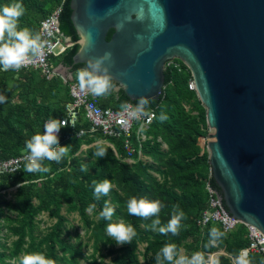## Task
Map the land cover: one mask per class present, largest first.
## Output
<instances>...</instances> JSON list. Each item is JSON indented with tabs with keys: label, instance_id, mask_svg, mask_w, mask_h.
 <instances>
[{
	"label": "trees",
	"instance_id": "1",
	"mask_svg": "<svg viewBox=\"0 0 264 264\" xmlns=\"http://www.w3.org/2000/svg\"><path fill=\"white\" fill-rule=\"evenodd\" d=\"M9 2L11 0H0V6ZM22 3L26 11L20 18L19 26L28 27L33 33H39L40 20L55 6L62 4L59 28L64 35L70 37L72 45L64 53L52 57L51 62L54 66L61 64L70 67L69 72L74 75L85 67L84 63L72 62V56L79 47V36L70 18L69 0H22ZM111 33L112 30L108 32L107 39ZM164 76V88L159 98L151 100L146 107L155 108L156 114L150 128L146 130L151 139L143 142L141 148L142 154L156 162L157 167L153 168L151 164L137 159V153L133 164L125 162L123 159L126 152L121 139L105 137L99 132H85L77 137L76 131L89 129V122L81 117L74 129L68 126L60 129L59 144H70V151L60 163L45 160L43 163L50 167L49 172L26 173L23 170L25 163L20 171L0 176V191L23 184V187H17L12 200H7L0 193V218L3 217L5 222L3 224L0 221V231L2 227H7L11 235L17 237L16 247L9 254L6 253L8 248L0 242V264H10L6 261L9 258L37 251L45 253L55 264H155L154 257L165 243H174L179 253L181 243L189 237L191 242L199 244L196 252L207 258L205 264H212L209 260L217 247H205L209 241V230L212 227L223 230L218 224L210 223L203 227L198 225L201 212L207 205L203 178L210 168L208 153H201L197 142L200 135L207 134L201 133L198 128L199 118L205 122L204 107L195 91L187 87L190 76L188 72L168 68L164 70ZM71 81H77L76 77L64 81L63 77L56 74L47 78L39 69L0 70V93L7 98L6 103H0V160L27 151L25 141L36 132L43 131L44 121L63 115L62 106L71 99ZM113 83L116 87V82ZM115 87L108 97H97L101 107L117 110L123 103L137 105L138 100H130L122 89L116 90ZM183 101H187L192 109L200 110V115L196 116L189 109L185 110ZM161 113L167 116L163 122L159 119ZM96 138L111 142L119 157L103 144L107 148V155L84 163L76 153L82 152L81 145L91 143ZM134 144L137 146L135 140ZM162 144L166 145L165 149L161 148ZM92 151H95V146L87 150L89 155ZM82 164L87 165V172L80 171ZM151 169L160 178L154 176ZM106 178L111 180L113 188L108 196L95 200L92 181ZM210 182L220 191L213 177ZM133 196L149 200L160 199L165 204L160 213L162 224L170 219L171 206L179 204L187 217L182 221L179 235H161L157 230L146 227L151 224V219L144 220L129 215L126 202ZM106 201L115 207L113 222L123 219L136 229L137 235L132 243L117 246L107 237L105 227L108 221L99 218V212ZM63 204L67 205V212H78L88 239L92 240V253L85 257L86 263L81 261L84 253L80 242H71L63 235L67 219L60 212ZM93 204L96 205L93 210L98 214L96 220L89 219L86 211ZM44 211L49 212L56 221L49 231L37 236L34 234L36 216ZM11 222L15 224L11 225ZM144 242L146 246L143 254L146 261L141 263L138 245ZM247 244V228L244 224H238L233 231L225 233L219 246L238 257L240 250ZM103 249L106 252H102ZM108 255H112L111 261L105 263L103 259ZM186 255L191 256L188 253ZM248 259L251 264H261L264 255L250 253ZM216 264L232 263L228 257L220 255Z\"/></svg>",
	"mask_w": 264,
	"mask_h": 264
},
{
	"label": "water",
	"instance_id": "2",
	"mask_svg": "<svg viewBox=\"0 0 264 264\" xmlns=\"http://www.w3.org/2000/svg\"><path fill=\"white\" fill-rule=\"evenodd\" d=\"M69 6L79 36L73 64L111 52L115 89L130 100L159 98L167 59L189 67L211 129L208 163L220 191L210 185L228 215L264 234V0H69Z\"/></svg>",
	"mask_w": 264,
	"mask_h": 264
},
{
	"label": "clouds",
	"instance_id": "3",
	"mask_svg": "<svg viewBox=\"0 0 264 264\" xmlns=\"http://www.w3.org/2000/svg\"><path fill=\"white\" fill-rule=\"evenodd\" d=\"M25 7L22 0H11V2L0 6V70L19 71L25 67L32 58L43 55L45 47L39 33H33L28 27L19 26L20 18L25 14ZM138 18H142L139 17ZM90 38L86 40V45L90 46ZM111 52H104L103 55L88 58L85 67L78 70L76 79L82 91H86L95 97H108L113 91L115 85L113 76L109 71L111 64ZM7 98L0 93V103H6ZM150 100L147 97H140L135 107L128 103L121 104V108L127 112L130 118L139 119L146 114V107ZM130 109V110H129ZM163 122L167 116L161 113L159 117ZM67 126L61 119L51 118L43 125L42 132H36L30 139L25 141L27 150L24 171L26 173H47L50 167L43 162L45 160L60 163L63 158L68 156L71 145H60L58 133L62 127ZM93 155L96 158H102L107 155V148L97 143ZM17 169H14L16 171ZM81 172H87V165H81ZM23 187V184L18 185ZM93 197L100 200L108 196L113 188L110 179L102 181L93 180ZM96 205L90 207V211L95 209ZM170 219L166 224L161 223L160 213L165 208V204L160 199L149 200L145 197H131L126 202L127 212L131 216L139 217L144 220L151 219V224L146 225L153 230H157L161 235L173 236L179 235L182 227V221L186 214L180 208L179 204H173ZM115 207L107 201L99 212V218L108 221L105 232L107 237L115 242L117 246L132 243L137 235L136 229L131 223H126L123 219L113 222ZM225 233L217 227L209 230V241L205 247H216ZM155 264H205L202 253L194 252L191 256L179 254L177 246L174 243H165L154 257ZM19 264H55V261L45 255L43 252H27L20 258ZM236 264H251L246 252L240 254L236 259ZM264 264V260H261Z\"/></svg>",
	"mask_w": 264,
	"mask_h": 264
},
{
	"label": "built area",
	"instance_id": "4",
	"mask_svg": "<svg viewBox=\"0 0 264 264\" xmlns=\"http://www.w3.org/2000/svg\"><path fill=\"white\" fill-rule=\"evenodd\" d=\"M62 12V4L55 6L50 13H48L39 23V34L45 44L43 55L32 58V60L22 69H39L40 73L47 78L58 74L55 66L51 62V58L64 53L67 48L72 45L70 37L64 35L59 28L60 14ZM173 69L179 72H188L190 74L187 82L189 90L195 91V83L189 67L180 59L174 57L167 59L164 64V70ZM164 88V86H163ZM163 90V89H162ZM69 95L71 99L65 103L63 108V115L56 119L63 120L70 128H75L79 123L81 117L89 122V129H79L75 135L82 136L85 132L90 134L101 133L105 137H113L122 140V146L126 152L124 160L134 161V155L137 153V159L143 162L147 161L148 156L141 152L142 143L151 139L146 133L153 122L156 111L155 108L146 109V114L139 117V119L130 118L122 108L114 110L110 107H101L97 101V97L91 95L86 91H82L79 87L78 81H71L69 83ZM135 107L136 105L128 103ZM130 110V109H129ZM49 120L46 119L44 123ZM43 123V125H44ZM43 130V128H42ZM200 135L197 142L200 146V152L207 151L208 133ZM59 134V133H58ZM134 140L137 146L134 144ZM164 145V146H163ZM162 149L166 148L163 144ZM27 151H22L19 155L0 160V176L2 174L15 173L23 168L27 163ZM14 169H17L13 172ZM212 177L211 168L207 176L203 178L204 188L206 191L207 205L202 210L198 219V225L205 226L207 224H218L224 233H230L238 224H243L239 219L228 215L222 207L215 190L210 185ZM247 228L248 244L240 250L241 253H260L264 255V234L255 226L244 224ZM238 256V257H239ZM233 258V263L236 264V259Z\"/></svg>",
	"mask_w": 264,
	"mask_h": 264
},
{
	"label": "rangeland",
	"instance_id": "5",
	"mask_svg": "<svg viewBox=\"0 0 264 264\" xmlns=\"http://www.w3.org/2000/svg\"><path fill=\"white\" fill-rule=\"evenodd\" d=\"M60 65L61 64H56L55 69L59 72V75L61 77L63 76V77H65V79L68 80V75L70 73L69 70L61 67ZM76 74L74 75V73H73L72 79L74 78V76L76 77ZM64 106H65V104H63L62 109L64 108ZM183 106H184L185 110L189 109L192 114H194L196 116L200 115L199 114L200 110H197L194 108L192 109V107L190 106V104L187 101H183ZM204 113H205V108H204ZM198 128L201 130L200 131L201 133L208 132V126L206 124V121L202 122L200 120V118H199ZM97 143H101V144L108 146L114 152L115 156L117 158L119 157L117 154V151L112 146L111 142H109L108 140L103 139V138H96L91 143L81 145L80 150H82V152L80 153V151H78L76 153L84 163L89 162L91 160H96V157L93 155L94 151H92V153L89 155L87 150H88V148H93L94 146H96ZM124 161L127 162L128 164H133V162H131V161H127V160H124ZM146 162L151 164L153 168L157 167V163L152 161L149 157L147 158ZM150 172L154 176L160 178L154 169H151ZM17 187H18V184L14 185L10 188H7L5 190H1L0 193L4 194V197L7 200H12L14 198ZM66 207H67V205L63 204V206L60 210V212L63 215H65L67 218L65 223H64V227H63V235H64V237H66L71 242H76V241L80 242L81 247H82V251L84 253V257L81 258V261L86 263L85 257L89 256L92 253V248L90 246L92 240L88 239V233H86V229L83 227L84 222H83L82 218L80 217V215L78 214V212L77 211L67 212ZM89 209L90 208H88L86 210L87 214L89 216V219L96 220L98 218V214H97L96 210L90 211ZM0 221H1V223L5 224L3 217L0 218ZM55 221H56V218L50 216L49 212H47V211L41 212L39 215L36 216V227L34 230V234L37 236H42L47 231H49L50 227L55 223ZM14 224H15L14 222H11V225H14ZM16 238H17L16 236L11 235V233L7 227H2V229L0 231V242L4 243V245L8 248L6 250V253H8V254L11 253L12 250L16 247V243H15ZM191 240L192 239L189 237L181 243V248L179 250V254H181V255L187 254V253L192 254V253L197 251V248H198L197 246H199V244L196 242H191ZM145 246H146V242L140 243L138 245V256H139V261L141 263H145V261H146L145 256L143 254ZM216 247L217 248L215 249V251H213L212 256L210 258V260L213 261L212 264L217 263L220 255L228 257L230 262L232 264H234L233 258H235V256L224 251V248L220 247L219 244ZM102 252H106V249H103ZM22 255L23 254H20L17 258L16 257L9 258L6 261L9 262L10 264H19V261H20V258L22 257ZM111 258H112V255H108V256L104 257L103 260L105 263H109L111 261ZM204 259L206 261L207 258H204Z\"/></svg>",
	"mask_w": 264,
	"mask_h": 264
},
{
	"label": "crops",
	"instance_id": "6",
	"mask_svg": "<svg viewBox=\"0 0 264 264\" xmlns=\"http://www.w3.org/2000/svg\"><path fill=\"white\" fill-rule=\"evenodd\" d=\"M72 75H73V73L70 72L69 75H68V79H69V80H73V79H72Z\"/></svg>",
	"mask_w": 264,
	"mask_h": 264
},
{
	"label": "bare ground",
	"instance_id": "7",
	"mask_svg": "<svg viewBox=\"0 0 264 264\" xmlns=\"http://www.w3.org/2000/svg\"><path fill=\"white\" fill-rule=\"evenodd\" d=\"M211 261V260H210ZM213 261H211V263H212ZM208 263V262H207Z\"/></svg>",
	"mask_w": 264,
	"mask_h": 264
}]
</instances>
